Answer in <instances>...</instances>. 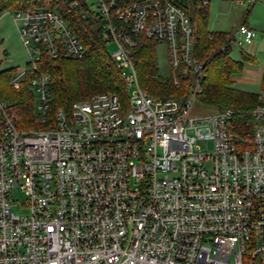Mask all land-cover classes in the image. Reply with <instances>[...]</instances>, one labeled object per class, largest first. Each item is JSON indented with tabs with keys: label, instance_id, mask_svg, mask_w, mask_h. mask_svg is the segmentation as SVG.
Masks as SVG:
<instances>
[{
	"label": "built area",
	"instance_id": "obj_1",
	"mask_svg": "<svg viewBox=\"0 0 264 264\" xmlns=\"http://www.w3.org/2000/svg\"><path fill=\"white\" fill-rule=\"evenodd\" d=\"M95 1L89 8L105 22L103 40L116 46L110 56L126 102L100 93L54 117L50 78L38 64L43 54L80 61L83 46L55 10L3 12L28 56L9 85L26 83L44 127L21 129L0 98V264H264V75L250 136L238 137L231 109L190 115L204 64L191 58L182 9L170 0L118 9L114 0ZM256 36L241 24L221 50ZM140 37L166 45L174 87L180 64L196 75L187 97L153 99L141 89ZM17 187L26 198L20 206L12 197Z\"/></svg>",
	"mask_w": 264,
	"mask_h": 264
},
{
	"label": "trees",
	"instance_id": "obj_2",
	"mask_svg": "<svg viewBox=\"0 0 264 264\" xmlns=\"http://www.w3.org/2000/svg\"><path fill=\"white\" fill-rule=\"evenodd\" d=\"M72 1L0 0V13L27 8H49L57 11L83 46L84 57L80 61H71L62 55L51 59L43 54L38 64V70L50 78L48 86L52 100L48 110L49 117H54L59 109L69 113L75 102L87 100L96 94H116L123 104L127 97L120 73L102 38L104 20L94 15L86 5V0H74L77 2L76 7H72ZM135 1L137 0H114L115 8L125 7ZM170 1L188 16L192 29L191 58L204 64L201 93L197 100L215 112L227 109L237 112L230 122V128L236 136L248 139L251 125L249 112L259 104L258 94L235 89L231 86V81L233 76L244 71V63L254 65L255 58L241 52V60L233 61L230 58L232 47L221 50L232 39V34L208 32V6H203V0ZM82 14H86L87 18L83 19ZM157 45V42L144 37L138 40L135 62L141 89L153 99L187 97L194 87L196 75L189 69L184 73V64H180L175 71L178 87H174L172 72L167 77L159 75L155 56ZM1 64L0 59V98L11 104L20 118L21 129L35 127L31 92L24 85L19 91L13 90L9 83L15 70H2ZM30 77L31 74L28 75Z\"/></svg>",
	"mask_w": 264,
	"mask_h": 264
},
{
	"label": "rangeland",
	"instance_id": "obj_3",
	"mask_svg": "<svg viewBox=\"0 0 264 264\" xmlns=\"http://www.w3.org/2000/svg\"><path fill=\"white\" fill-rule=\"evenodd\" d=\"M86 5L95 10L96 1L86 0ZM210 6V19H208L207 25V30L210 33H221L223 30H226L222 33H231L233 35L236 29L242 24V20L245 17L248 18V20L256 19L257 23L261 25L264 21V19H257L259 17L261 18L260 15L256 18L255 10L250 11L247 14V11L250 9V4L247 2L243 5L237 4L234 0H210ZM216 12L222 14V17H215ZM260 32L261 31L256 30L257 36L252 44L243 47L233 46L230 55V58L233 61L241 60V52L255 57L256 63L254 65L245 63L244 71L240 75L233 76L231 81V86L233 88L254 94L260 93L262 78L264 75V43H261L263 40ZM106 49L109 55H113L116 46L112 42H107ZM155 56L159 75L167 77L170 72V66L166 45L158 44L155 47ZM0 59L2 61V70L14 68L15 71L13 77L18 76L26 68L28 62V56L21 44L17 30L9 13H0ZM22 85L27 86L26 83H23ZM34 99L36 101L38 99L36 93H34ZM214 112L215 111L211 107L196 100L191 108L190 115L198 117L212 114ZM43 114L44 113L35 111L34 116H42ZM34 125L35 127H32L29 130H41L44 127L43 123L37 121H34ZM200 146L201 148H205L204 144H201ZM206 149H211L210 144H207ZM12 197L18 206L23 204L26 199L20 187H17L12 191Z\"/></svg>",
	"mask_w": 264,
	"mask_h": 264
},
{
	"label": "crops",
	"instance_id": "obj_4",
	"mask_svg": "<svg viewBox=\"0 0 264 264\" xmlns=\"http://www.w3.org/2000/svg\"><path fill=\"white\" fill-rule=\"evenodd\" d=\"M209 1V5H208V19H210V10H211V6H210V0H208ZM236 3L237 4H245L246 3V1L245 0H237L236 1ZM256 11V18L257 17H259L258 15H260L261 16V18L259 17V18H257V19H264V0H255L251 5H250V9L247 11V14L250 12V11ZM218 16H221L222 17V14H219V13H217L216 12V14H215V17H218ZM208 19H207V25H208ZM242 24H245L247 27H249L250 29H252V30H254L255 31V33H256V30H258V31H261L260 33L262 34L261 35V38H262V40H263V42H261V43H264V21H263V23H262V25L261 24H258L257 23V20L255 19V20H248V18H244L243 20H242ZM224 31H226V30H223L222 32H224ZM209 32V31H208ZM221 32V33H222ZM210 33V32H209ZM212 33V32H211ZM251 56V55H250ZM253 57V56H252ZM255 58V57H254ZM244 66H245V63L243 64ZM245 68V67H244ZM263 79V78H262Z\"/></svg>",
	"mask_w": 264,
	"mask_h": 264
},
{
	"label": "water",
	"instance_id": "obj_5",
	"mask_svg": "<svg viewBox=\"0 0 264 264\" xmlns=\"http://www.w3.org/2000/svg\"><path fill=\"white\" fill-rule=\"evenodd\" d=\"M67 2H70L71 0H66Z\"/></svg>",
	"mask_w": 264,
	"mask_h": 264
}]
</instances>
